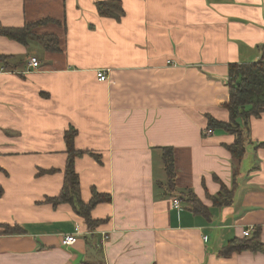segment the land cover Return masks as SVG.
Segmentation results:
<instances>
[{"label":"crops","instance_id":"1","mask_svg":"<svg viewBox=\"0 0 264 264\" xmlns=\"http://www.w3.org/2000/svg\"><path fill=\"white\" fill-rule=\"evenodd\" d=\"M98 1L0 0V23L58 19L33 30L61 44L0 35V264H264L259 251L218 253L250 226L264 242V112L250 119L229 205L207 193L233 185L234 134L206 132L207 115L229 119L228 65L264 55V0H122L119 19L98 13ZM69 127L77 148L101 157L76 159L83 200L94 187L111 195L93 208L108 218L93 231L69 203L45 201L62 189ZM188 189L210 217L192 210ZM16 224L24 232H3ZM66 233L77 241L62 244Z\"/></svg>","mask_w":264,"mask_h":264},{"label":"trees","instance_id":"2","mask_svg":"<svg viewBox=\"0 0 264 264\" xmlns=\"http://www.w3.org/2000/svg\"><path fill=\"white\" fill-rule=\"evenodd\" d=\"M98 13L120 18L124 14L122 0H99L97 3ZM59 21L52 17L43 18L39 21H28L22 26H8L0 23V35H4L9 39L16 40L24 45H28L30 41H35L46 49L58 51L60 49L59 36L55 33L40 34L33 29L45 22ZM264 48V45H263ZM8 56L1 54V58ZM228 72V92L229 101L225 103L226 109L229 111L228 120H220L214 118L212 115H207V125L209 128H220L229 133L234 134V141L232 144L227 145L228 150L232 153L233 157V185L229 187L226 183L222 182L220 190L215 194L207 193V196L213 200L216 206L229 205L233 202L234 192L238 185L236 175L240 170V164L246 154V145L249 141L251 131V117H260L264 112V55L258 61H244V62H231ZM64 140L67 144L66 153L67 161L64 167V180L60 193L55 196H48L45 198L46 202H51L54 206L59 204L69 203L73 211L83 217L86 228L89 231L96 230L98 226L107 222L108 218H96L91 213L93 208L102 202L111 201L109 193L98 191L95 187L92 189V195L89 201H84L82 198V186L80 185V174L76 170V159L86 153L91 154L98 160L101 157L94 151L82 150L77 148L75 144V137L78 130L73 127L65 129ZM251 140V139H250ZM258 146L264 145V141L257 144ZM163 158L165 169L167 171L170 186H174L176 171L174 169V154L172 147L163 148ZM56 171L55 169H40L39 173H48ZM5 192V189L0 183V196ZM187 196L191 203L193 211L202 213L206 217L211 216L209 206L204 204L202 200L195 194L192 189H188ZM5 233H21L24 228L19 225H7L4 228ZM254 251L264 253V242L261 237V229L255 227L248 236L235 237L228 241L227 244L219 249L218 253L222 256H232L236 252L241 251ZM88 264H102L101 263H88Z\"/></svg>","mask_w":264,"mask_h":264},{"label":"built area","instance_id":"3","mask_svg":"<svg viewBox=\"0 0 264 264\" xmlns=\"http://www.w3.org/2000/svg\"><path fill=\"white\" fill-rule=\"evenodd\" d=\"M30 62L29 64L38 67L40 66V60L37 59L36 56H31L30 57ZM97 72V79L99 81H105L109 79V72L107 70H105V68H101L99 70L96 71ZM207 133H212L213 129L212 128H208ZM174 205L175 207H178L180 205V199L179 197L175 198L174 200ZM254 230L253 226H250L249 228H246L243 230V236H248L250 235V233ZM109 233H106L103 235V240H107V238H109ZM77 241V235L73 234V233H66L64 234V236L61 238V243L62 244H74Z\"/></svg>","mask_w":264,"mask_h":264}]
</instances>
